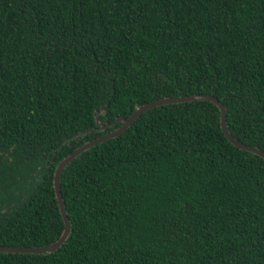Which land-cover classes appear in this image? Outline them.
I'll list each match as a JSON object with an SVG mask.
<instances>
[{"label": "trees", "instance_id": "16d2710c", "mask_svg": "<svg viewBox=\"0 0 264 264\" xmlns=\"http://www.w3.org/2000/svg\"><path fill=\"white\" fill-rule=\"evenodd\" d=\"M191 95L264 153V0H0V247L56 242L59 163ZM60 192L62 247L0 264H264V159L212 102L147 111L73 159Z\"/></svg>", "mask_w": 264, "mask_h": 264}, {"label": "water", "instance_id": "95a60500", "mask_svg": "<svg viewBox=\"0 0 264 264\" xmlns=\"http://www.w3.org/2000/svg\"><path fill=\"white\" fill-rule=\"evenodd\" d=\"M196 100H203V101H209L212 102L216 105L220 112V125L221 129L225 135V137L229 140V142L234 145L235 147L251 152L255 155H258L264 159V153H262L260 150L244 145L237 140H235L229 133V131L226 128V109L222 105L221 102H219L215 97L210 96V95H191V96H186V97H168V98H163V99H158L155 101H152L150 103H147L141 107H138L134 113L127 119H120L122 122V126L118 129H116L114 132L107 133L104 136L97 138L93 141L87 142L81 147L77 148L74 152L69 154L66 158H64L59 165L57 166L55 173H54V179H53V186L55 190V196L57 199L58 207L60 210V214L62 216L63 224H64V229L62 231V234L60 238L52 243L49 244L45 247L41 248H35V247H0V253H5V254H15V253H20V254H33V255H44V254H51L54 251H57L59 248L62 247V245L65 243L66 239L68 238L70 234V223L69 219L67 217V212L65 210L64 204H63V199L62 195L60 192V176L62 174V171L64 168L73 160L75 159L78 155L81 153L85 152L86 150L92 148L93 146H96L108 139L115 138L121 134H123L126 129L130 127V125L137 120L142 114L146 113L147 111L163 106V105H168V104H179V103H185V102H190V101H196ZM98 123V121H96Z\"/></svg>", "mask_w": 264, "mask_h": 264}, {"label": "rangeland", "instance_id": "374dc122", "mask_svg": "<svg viewBox=\"0 0 264 264\" xmlns=\"http://www.w3.org/2000/svg\"><path fill=\"white\" fill-rule=\"evenodd\" d=\"M6 198H8V197L6 196ZM13 207H14V204H12V202L8 201L7 199H6V201L2 202V211L3 212L9 211Z\"/></svg>", "mask_w": 264, "mask_h": 264}]
</instances>
